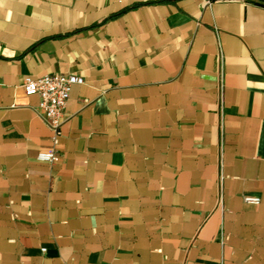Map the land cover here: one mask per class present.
Returning <instances> with one entry per match:
<instances>
[{"label": "crops", "instance_id": "obj_1", "mask_svg": "<svg viewBox=\"0 0 264 264\" xmlns=\"http://www.w3.org/2000/svg\"><path fill=\"white\" fill-rule=\"evenodd\" d=\"M149 1L0 0V264H264V2Z\"/></svg>", "mask_w": 264, "mask_h": 264}, {"label": "built area", "instance_id": "obj_2", "mask_svg": "<svg viewBox=\"0 0 264 264\" xmlns=\"http://www.w3.org/2000/svg\"><path fill=\"white\" fill-rule=\"evenodd\" d=\"M85 83V79L76 73L46 74L41 77H27L24 81V89L27 95L40 97L39 109L53 132V143L58 145L62 134L65 111L70 100L72 89L75 85ZM38 159L54 163L58 160L55 147L40 151ZM244 201L249 204L258 205L261 198L246 195Z\"/></svg>", "mask_w": 264, "mask_h": 264}, {"label": "trees", "instance_id": "obj_3", "mask_svg": "<svg viewBox=\"0 0 264 264\" xmlns=\"http://www.w3.org/2000/svg\"><path fill=\"white\" fill-rule=\"evenodd\" d=\"M165 1H171V0H154V1H149L148 3H159V2H165ZM136 6L132 7V8H135ZM126 10L122 11V12H118L114 15H111L108 19H111V18H115L117 16H120L123 12H125ZM107 20V19H106Z\"/></svg>", "mask_w": 264, "mask_h": 264}, {"label": "water", "instance_id": "obj_4", "mask_svg": "<svg viewBox=\"0 0 264 264\" xmlns=\"http://www.w3.org/2000/svg\"><path fill=\"white\" fill-rule=\"evenodd\" d=\"M210 1H215V0H210ZM260 1H263L264 2V0H260Z\"/></svg>", "mask_w": 264, "mask_h": 264}]
</instances>
